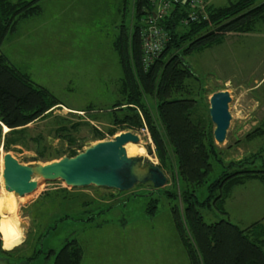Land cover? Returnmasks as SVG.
Instances as JSON below:
<instances>
[{"label":"rangeland","instance_id":"obj_1","mask_svg":"<svg viewBox=\"0 0 264 264\" xmlns=\"http://www.w3.org/2000/svg\"><path fill=\"white\" fill-rule=\"evenodd\" d=\"M232 1L235 0H205L204 6ZM122 3V0H40L41 11L20 20L17 29L9 33L0 46L19 68L47 86L61 101L60 106L53 107L43 117L12 131L7 138V149L4 141L9 128L2 126L0 246L17 243L21 236L18 221L27 223L25 240L10 248L11 259L21 260L20 256L33 252L35 232L46 220L50 205L42 194L67 187L66 192L71 195L68 209L76 218L60 221L54 232L43 236L37 243L44 250L58 248L66 236L74 235L83 246L80 264H186L185 249L170 213L171 205L182 204L179 198L170 199L164 192L175 189L169 170L164 171L166 182L159 187L141 182L117 192L115 188L94 184L73 188L64 180L55 179L39 182L35 189L22 196L15 193L12 184L6 185L1 176L2 155L7 150L22 162H47L67 155L72 148L79 151L114 136L108 133L115 124L109 108L121 95L118 91L120 67L111 40L117 24L123 20L131 24L135 19L132 0L125 10ZM158 4L159 1L155 9ZM185 59L195 72V77L188 80L191 95L198 102L195 115L208 114V99L213 91L227 89L230 92V123L224 141L216 143L224 161L248 158L250 161L242 166L264 169V131L260 128L245 135L264 119V20L248 32L234 34L230 31L221 43L196 48L185 54ZM143 98L154 114L152 96ZM95 129L103 133L101 138ZM134 132L139 134L140 142L124 146L127 153L139 155L142 162L158 164L149 132L141 129ZM135 147H143L145 151L132 153ZM109 192L114 195L108 196ZM149 192L157 198L158 205L152 215L144 211L148 196L145 193ZM57 195L53 208L60 206L63 199L60 197L65 191ZM85 199L99 205L117 204L95 216L93 221L106 219L95 226L77 218L83 214L80 208L88 206L82 203ZM224 207V213L207 207L200 210L207 222L225 217L242 227L255 220L264 225V182L250 176L232 185ZM43 251L38 257L35 255L32 264H51L53 255L43 257ZM2 256L0 254V264H9Z\"/></svg>","mask_w":264,"mask_h":264},{"label":"trees","instance_id":"obj_2","mask_svg":"<svg viewBox=\"0 0 264 264\" xmlns=\"http://www.w3.org/2000/svg\"><path fill=\"white\" fill-rule=\"evenodd\" d=\"M122 2L125 10L129 0ZM155 4L156 0H132L134 21L130 24L123 20L117 24L111 40L120 67L118 91L121 96L109 108L115 124L108 133L147 127L158 164L172 173L175 189L164 192L170 199L179 198L182 204L171 205L170 213L189 264H264V225L260 221L242 227L225 217L207 222L201 213L200 207L226 212L224 202L230 187L250 176L264 180V169L242 166L250 161L248 158L224 161L213 137L209 112L206 116L195 115L198 102L188 85L195 72L185 59V54L196 48L221 43L230 31L240 34L253 30L264 20V0H235L224 5L210 3L197 9L192 19L188 17L192 6L186 0L172 3L169 10L157 18V23L167 30L168 39L153 60L145 64L141 59L140 28L146 16L153 14ZM41 9L40 0H0V46L6 36L17 29L20 20ZM145 95L154 99V114L143 98ZM60 102L47 86L35 81L0 48V134L3 125L9 128L5 134V149L12 131L43 117L53 107L60 106ZM260 128L264 131V119L245 135ZM95 130L101 138L103 133ZM147 149L152 151L149 146ZM76 152L72 148L67 155ZM62 191L65 195L60 197L63 198L60 206L53 208L58 192ZM66 191L67 187L42 194L50 205L46 220L35 232L33 252L14 260L11 259L12 249L0 246L2 257L14 264H32L35 255H41L44 249L37 242L54 232L60 221L76 218L68 209L71 195ZM123 191L117 189V192ZM149 193H145L148 196L144 211L152 215L158 205L157 198ZM83 202L88 206L80 208L83 214L77 218L95 226L106 219L93 221V218L117 204L99 205L86 199ZM50 254L53 255L51 264H80L83 246L76 236H66L58 248L49 247L42 256Z\"/></svg>","mask_w":264,"mask_h":264},{"label":"water","instance_id":"obj_3","mask_svg":"<svg viewBox=\"0 0 264 264\" xmlns=\"http://www.w3.org/2000/svg\"><path fill=\"white\" fill-rule=\"evenodd\" d=\"M208 100V112L214 124L213 137L216 143H221L230 123L231 95L227 89H218L210 94ZM139 140L140 136L136 132L121 130L112 138L93 142L73 155L36 163L22 162L7 150L2 155L1 176L6 185L12 183L19 196L31 192L41 181L55 179H62L71 187L94 184L126 190L138 182L162 186L167 177L160 165L152 161L142 162L139 155L128 154L124 147L127 141ZM26 227L25 221H18L21 236L15 244L25 240ZM13 246L3 247L10 249Z\"/></svg>","mask_w":264,"mask_h":264},{"label":"built area","instance_id":"obj_4","mask_svg":"<svg viewBox=\"0 0 264 264\" xmlns=\"http://www.w3.org/2000/svg\"><path fill=\"white\" fill-rule=\"evenodd\" d=\"M159 1L157 9L154 10L152 15L146 16L143 24L140 28L141 40H142V62L147 64L157 55V53L162 49L165 42L168 39V32L161 25L157 23V18L166 13L171 4L178 0H156ZM192 9L188 13L189 18L196 17V11L199 8H203L205 0H186ZM184 22L185 19H184ZM141 130L148 133L147 127L144 125Z\"/></svg>","mask_w":264,"mask_h":264},{"label":"bare ground","instance_id":"obj_5","mask_svg":"<svg viewBox=\"0 0 264 264\" xmlns=\"http://www.w3.org/2000/svg\"><path fill=\"white\" fill-rule=\"evenodd\" d=\"M139 142H140V140H139L138 142L127 141V142L124 144V146H126L128 143H139ZM138 146H139V145H138ZM136 150H137V151H140V152H144V151H145L143 147H142V148H140V147H135V148H133L132 153H136ZM11 184H12V183H11ZM12 207H13V204H12V203L9 204V210H10V211L12 210ZM13 245H14V242H9L8 245H7V247H11V246H13Z\"/></svg>","mask_w":264,"mask_h":264},{"label":"crops","instance_id":"obj_6","mask_svg":"<svg viewBox=\"0 0 264 264\" xmlns=\"http://www.w3.org/2000/svg\"><path fill=\"white\" fill-rule=\"evenodd\" d=\"M255 177V176H254ZM256 178H259V177H256ZM260 180H262L261 178H259ZM263 182H264V180H262ZM27 230V229H26ZM185 251V250H184ZM185 255H186V252H185ZM3 259H5L4 257H2ZM186 264H189L188 263V259H187V255H186ZM5 261L7 262V263H9V264H14V263H10V262H8L6 259H5Z\"/></svg>","mask_w":264,"mask_h":264}]
</instances>
